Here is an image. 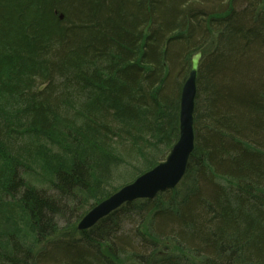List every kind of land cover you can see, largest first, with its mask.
<instances>
[{"label":"trees","instance_id":"1","mask_svg":"<svg viewBox=\"0 0 264 264\" xmlns=\"http://www.w3.org/2000/svg\"><path fill=\"white\" fill-rule=\"evenodd\" d=\"M201 50L182 183L78 231L166 160ZM130 263L264 264V0H0V264Z\"/></svg>","mask_w":264,"mask_h":264},{"label":"water","instance_id":"2","mask_svg":"<svg viewBox=\"0 0 264 264\" xmlns=\"http://www.w3.org/2000/svg\"><path fill=\"white\" fill-rule=\"evenodd\" d=\"M203 58V51L192 56L189 76L180 94L179 138L167 159L93 207L78 224L80 232L94 228L101 220L128 203L137 200H154L161 193L174 190L181 184L196 148L195 112L200 65Z\"/></svg>","mask_w":264,"mask_h":264},{"label":"rangeland","instance_id":"3","mask_svg":"<svg viewBox=\"0 0 264 264\" xmlns=\"http://www.w3.org/2000/svg\"><path fill=\"white\" fill-rule=\"evenodd\" d=\"M240 7H243V4L240 6ZM187 74V73H186ZM188 75V74H187ZM184 82H185V80H183L182 81V86H183V84H184ZM181 86V87H182ZM197 99H198V97H197ZM172 149V148H171ZM171 149L169 150V153H170V151H171ZM135 163V162H134ZM124 169H127V170H133V169H131V168H129V167H127V168H124ZM123 172H125V170L123 171ZM131 172L132 171H130V174H131ZM126 176V175H125ZM134 180H135V178H134ZM132 182H133V180H132ZM112 185L113 186H125V185H127L126 183H124L121 179H119V178H116L115 180H113L112 181ZM111 185V186H112ZM66 217H69L68 215H66ZM76 217L73 215V218H72V222H75V219ZM66 223H67V220L66 219H59V224H60V227H64L65 225H66ZM134 227H132V225H127V226H125V230L126 231H132V229H133ZM77 229H78V226H77ZM79 231V230H78Z\"/></svg>","mask_w":264,"mask_h":264}]
</instances>
